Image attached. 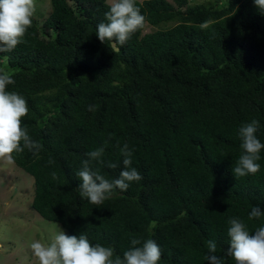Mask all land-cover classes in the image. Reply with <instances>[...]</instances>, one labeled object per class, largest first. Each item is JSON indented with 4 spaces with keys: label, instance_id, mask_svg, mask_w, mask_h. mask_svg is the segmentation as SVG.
Wrapping results in <instances>:
<instances>
[{
    "label": "trees",
    "instance_id": "1",
    "mask_svg": "<svg viewBox=\"0 0 264 264\" xmlns=\"http://www.w3.org/2000/svg\"><path fill=\"white\" fill-rule=\"evenodd\" d=\"M50 3L43 27L33 17L24 42L0 53L15 81L7 90L28 105L22 125L41 145L13 154L34 177L31 207L121 257L131 239H152L159 264H208L214 240L216 255L235 264L226 255L229 219L250 233L264 226V217L248 220L254 205L264 209V149L256 174L232 173L242 124L259 121L264 144V14L253 0H137L144 27L113 47L96 35L106 0ZM125 143L142 179L99 206L81 198L85 154L104 147L117 167L101 172L113 180Z\"/></svg>",
    "mask_w": 264,
    "mask_h": 264
},
{
    "label": "clouds",
    "instance_id": "2",
    "mask_svg": "<svg viewBox=\"0 0 264 264\" xmlns=\"http://www.w3.org/2000/svg\"><path fill=\"white\" fill-rule=\"evenodd\" d=\"M253 2L260 13L264 14V0ZM107 3V22L97 25L96 35L103 44L107 40L112 42L113 47L117 44L124 45L134 33L144 27L145 16L141 14L137 0H107ZM35 12L36 0H0V53L11 52L24 42ZM14 83L12 76L0 69V161H12L14 153H22L25 149L38 154L41 148L22 125V118L29 111L25 98L15 91L7 90V86ZM88 111L95 112V106H89ZM258 127L259 121L253 119L242 124L238 130L242 152L232 168L234 177L254 175L260 170L258 161L264 144L257 138ZM133 152L134 149L127 143L120 148L123 169L117 178L109 180L101 169H114L117 164L105 160L104 147L88 151L86 159L81 162V168L76 172L80 180L78 188L81 198L99 206L110 199L115 190L126 191L132 182L140 181L141 174L131 166ZM262 217L264 209L254 205L248 220H259ZM228 224L230 246L226 255L235 264H264V226L250 233L245 222L238 218L229 219ZM130 244L132 247L121 257L115 255L110 246L92 245L84 234L67 235L61 230L50 242L33 241L30 249L36 264H159L162 253L154 240L146 239L142 242L133 238ZM207 249L209 254L205 259L208 264H224L223 259L216 255L217 244L214 240L207 242Z\"/></svg>",
    "mask_w": 264,
    "mask_h": 264
},
{
    "label": "rangeland",
    "instance_id": "3",
    "mask_svg": "<svg viewBox=\"0 0 264 264\" xmlns=\"http://www.w3.org/2000/svg\"><path fill=\"white\" fill-rule=\"evenodd\" d=\"M224 1L191 0V5H221ZM50 6V0H36L34 17L40 28ZM33 191L34 178L29 173L13 160L0 161V264H36L30 244L35 240L50 242L55 234L64 231L59 222L42 218L31 207Z\"/></svg>",
    "mask_w": 264,
    "mask_h": 264
}]
</instances>
